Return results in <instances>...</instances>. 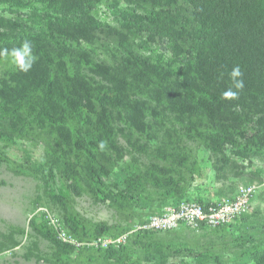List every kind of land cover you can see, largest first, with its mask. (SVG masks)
Returning <instances> with one entry per match:
<instances>
[{"label":"rangeland","instance_id":"1","mask_svg":"<svg viewBox=\"0 0 264 264\" xmlns=\"http://www.w3.org/2000/svg\"><path fill=\"white\" fill-rule=\"evenodd\" d=\"M110 4L108 0L101 1L92 16L121 31ZM150 10L147 7L142 13ZM12 16L9 8L0 3V17ZM141 38L144 40L146 34L128 36L127 41L141 61L154 64L159 53L165 60L173 58L169 44L155 37L145 45ZM72 47L77 48L73 55L78 61L68 63L66 57H55V62L65 60L71 77L78 73L90 79L100 93L109 83L92 69L102 65L119 70L123 66L116 37L99 35L91 45ZM16 70L10 59L0 58V80L8 79ZM143 83L129 88L127 94L148 104L144 131L130 127L118 110L106 113L109 140L103 139L107 147L104 155L98 157L97 168H105L103 180L109 185L111 196L132 186L134 196L126 193L125 198H117L119 203L93 195L82 168L77 169L80 175L71 185L63 174L64 163L56 165L51 161L49 151L65 144L55 128H36L29 135L18 134L8 142L0 139V242L4 244L0 264H264V144L253 147L238 137L237 145L227 143L221 152L213 154L207 148L202 127H193L187 122L188 117L179 113L160 115L148 90L157 86L155 79ZM98 92L91 99V106L79 108L81 118L68 120L72 141L81 127L87 141L97 134L83 120L86 113L95 117L93 111L100 112L104 98L112 96L110 90L103 96ZM239 148H250L249 156L237 155ZM73 161L71 157L70 164L76 163ZM178 162H184L183 167L168 168ZM158 166L169 172L160 174ZM249 185L256 189L248 209L227 227L180 226L168 232H140L150 216L186 203L234 200ZM66 218L78 224V232L70 231ZM102 226L106 232L98 236L96 230ZM56 227L66 228L81 244L67 250L56 248L52 241L57 237ZM99 237L112 239L113 243L108 247L87 244Z\"/></svg>","mask_w":264,"mask_h":264},{"label":"trees","instance_id":"2","mask_svg":"<svg viewBox=\"0 0 264 264\" xmlns=\"http://www.w3.org/2000/svg\"><path fill=\"white\" fill-rule=\"evenodd\" d=\"M101 1L0 0L13 15L0 17V49L11 50L28 40L36 56L30 71L17 69L8 79L0 80L1 140L12 141L14 136L29 135L36 128H55L64 139L60 142L65 144L49 151L51 161L56 165L64 163L63 174L71 185L80 175L77 169L82 168L93 195L110 197L119 203L117 198H125L126 193L134 196L132 186L111 196L109 185L103 180L105 168H97L98 157L104 155L98 145L104 138L109 140L106 113L118 110L130 127L144 131L148 104L132 99L127 91L139 82L145 84L146 79L154 78L157 86L148 87V83L147 87L161 110L160 115L179 113L188 117L187 122L193 127H202L207 148L213 154L221 152L227 143L237 145L238 137L245 138L253 147L264 144V0H108L117 13L122 32L92 16L94 7ZM147 7L151 10L142 13ZM136 33L146 34L144 40L141 38L145 45L155 37L169 44L173 58L165 60L159 53L154 64L141 61L132 46L127 45L128 36ZM99 35L116 37L123 62L119 70L102 65L92 69L109 83L103 91L100 89L101 93L90 79L78 73L71 77L66 69L68 63L77 60L73 55L77 48L74 50L72 46L91 45ZM55 57H66L68 63L63 59L55 62ZM237 66L243 73L244 88L237 98L223 99L222 92L232 87L229 74ZM108 90L112 96L104 98L102 110H92L95 117L84 115L83 122L97 134L87 141L81 127L72 141L68 120L81 118L79 108L91 106L93 96H98L96 92L103 96ZM107 106L110 109L104 108ZM151 111L158 114L155 109ZM203 121L212 132L207 131ZM248 150L239 148L237 155L246 158ZM71 157L75 164H70ZM183 164H169L168 168L180 169ZM166 169L159 167V173H168ZM158 178L155 179L159 181ZM198 204L207 208L215 203ZM66 224L72 233L79 231L76 222L66 218ZM206 228L223 227L201 224L197 229ZM105 232L103 226L96 230L98 236ZM5 238L12 241L11 236ZM52 241L60 250L72 248V244L57 237ZM2 249L4 244L0 242Z\"/></svg>","mask_w":264,"mask_h":264},{"label":"built area","instance_id":"3","mask_svg":"<svg viewBox=\"0 0 264 264\" xmlns=\"http://www.w3.org/2000/svg\"><path fill=\"white\" fill-rule=\"evenodd\" d=\"M255 185L243 187L240 194L234 200H223L211 204L207 208L198 203L181 204L168 210L164 214L153 215L144 224L143 228L152 232H167L180 226L199 228L201 224L211 228L227 227L233 224L247 209ZM57 237L63 242L79 245L71 237L64 227L55 228ZM87 244L96 247H108L113 243L112 239L96 238L90 239ZM85 243V242H83Z\"/></svg>","mask_w":264,"mask_h":264},{"label":"clouds","instance_id":"4","mask_svg":"<svg viewBox=\"0 0 264 264\" xmlns=\"http://www.w3.org/2000/svg\"><path fill=\"white\" fill-rule=\"evenodd\" d=\"M0 58H8L10 62L20 71L27 73L31 70L36 61V56L33 54V45L30 41L24 40L19 47H14L11 50L5 48L0 49ZM230 79L232 87L222 92L223 99H235L239 92L244 88V81L242 79L243 73L237 66L230 72ZM99 149L103 151L107 147L105 141H100Z\"/></svg>","mask_w":264,"mask_h":264}]
</instances>
